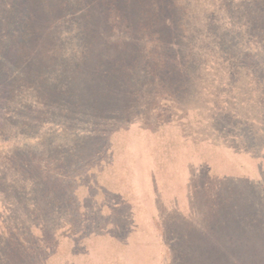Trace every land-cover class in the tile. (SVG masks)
<instances>
[{
    "label": "rangeland",
    "instance_id": "rangeland-1",
    "mask_svg": "<svg viewBox=\"0 0 264 264\" xmlns=\"http://www.w3.org/2000/svg\"><path fill=\"white\" fill-rule=\"evenodd\" d=\"M208 1L0 0L6 264L17 252L20 264H264V0H212L224 11ZM223 12L246 26V52L234 48ZM216 45L231 79L219 98L206 74L216 60L205 72L201 64ZM251 125L262 127L256 138ZM57 126L73 129L64 150L94 176L81 174L78 210L64 211L74 226L54 238L41 191L16 185L19 170L56 156ZM22 233L27 251L11 246Z\"/></svg>",
    "mask_w": 264,
    "mask_h": 264
},
{
    "label": "trees",
    "instance_id": "trees-1",
    "mask_svg": "<svg viewBox=\"0 0 264 264\" xmlns=\"http://www.w3.org/2000/svg\"><path fill=\"white\" fill-rule=\"evenodd\" d=\"M252 0H248V2H251ZM209 10L215 9V10H220V11H224L225 8L221 7L219 8V5L216 4L215 2L213 3L212 0L208 1ZM188 10H192V7H188ZM230 15L227 12H223L222 13V19L223 21L226 23L225 27L226 29H228L229 32H233L234 34H236L240 40H238L237 36H235L237 38V42H235L237 45L234 47L236 49L239 48V51L241 52H246V50L248 48L247 44H251V42H248V35L246 33V31L244 29L246 26L243 23H240L238 21V24L235 25L234 22H232L230 19ZM205 23H203L204 26ZM225 30V29H223ZM237 30H239V32H237ZM204 33L206 37H209L211 39H213L215 42V38L216 36L214 35L215 33L211 31V29H208L207 23H206V27L204 26ZM234 39V36H233ZM256 48L260 54V46L256 45ZM215 49V48H214ZM220 46L216 45V51L213 52V54L211 56H207L204 55V61H201V64H203V69L204 70V66H207V62H209L210 60H216V69L214 70V72H210V73H206L213 81H214V90L219 98V94H220V90H219V85L221 82H223V86H225L224 82H230L231 79H229L228 77H226V73L228 71L227 69V65L224 64L227 62L226 59H224L223 57H219V52H220ZM188 54L189 52H191V50L188 49ZM258 54V57H259ZM264 54V53H263ZM215 62L211 61V68L212 66H214ZM195 66H197V64H195ZM208 68V70L210 71L209 67H206V69ZM240 68V67H239ZM227 69V71H226ZM223 72L224 76H221L218 72ZM241 72L243 71L242 68H240ZM239 70V71H240ZM205 72V71H203ZM230 76V75H229ZM227 85V84H226ZM28 88H30L29 86H26L25 90H27ZM247 91H249L250 93L252 92V95L256 92V89L254 90L253 87H251L248 84V88ZM22 94V98L23 97H27L29 95V92L27 91H21ZM255 98V97H254ZM257 99L259 101V97L257 96ZM220 100V99H219ZM225 102V101H224ZM221 103V101H220ZM143 104V103H142ZM218 109L222 108L220 107H216ZM223 110H226V107L223 108ZM258 113H260L263 119H264V110L259 111ZM67 116V115H66ZM257 117V116H256ZM261 117H257V119H252L251 124L252 123H256L261 125ZM248 118V117H247ZM214 124V123H213ZM204 124H202L201 126H203ZM212 125V124H209ZM257 125H251L246 126L248 127V129L251 130V132L253 131L252 136L253 137H258L259 134H261L263 132V130L261 129L262 127ZM254 127V128H253ZM52 128L51 126H48V129ZM57 131L60 133V136L58 139L55 140V145L57 147V153L56 156H48L46 154V156L44 157L43 161H40V158H36L35 161V165L37 167H34L32 169L31 172H24L22 170H19L21 167H24L26 170L27 167V162H21L20 164H18V166H20V168H18V173L17 176H19V182L17 186V188L19 190H21L22 192L25 193H31L33 192V189L35 188V186L37 187V191H41V193L38 196V203L39 206L41 205V209L42 210H46L44 212H48L50 214V219H52L51 224H52V234H54V238L56 235V232H58V230H63L64 232V226H70L71 228H73L74 226V222L73 220L76 218V216L73 214V211H66L64 214L65 209H70V210H78L77 205L80 202L78 199V196L76 195L77 193H79V187L81 184V178H83V176L81 174H87V176H94L92 171H89L91 169V165L88 166L86 169L83 166L82 162L80 161V159L77 158V155L75 153H73V151H69L68 149L64 150V146H63V137L62 136H66V134H73V129H69L66 128L65 126H57L56 127ZM69 131V132H68ZM48 133V136H51L52 133L51 132H46ZM181 135L184 134L183 131H181L180 133ZM43 140H45L44 138H37L34 137L32 139H30L31 142L33 143H37V144H43L45 142H43ZM69 140V139H68ZM47 142V141H46ZM66 152H68L66 154ZM94 167V166H93ZM95 178V177H94ZM95 179L93 180V183L95 185ZM35 185V186H34ZM40 186V187H38ZM96 186V185H95ZM90 190V188H89ZM105 190L103 189V192ZM30 194V195H31ZM152 194V199L154 197V200L157 199L158 201V191L156 190L155 193ZM145 195H149V193L145 194ZM144 195V198H146V196ZM144 200V199H143ZM25 202H30L29 204V208L32 210V208H34L35 210L36 208V203L34 201H30L28 200V196H26L25 198ZM37 206V207H39ZM135 215V214H134ZM133 215V220L137 221V225H138V219ZM71 218V219H70ZM31 221V220H29ZM44 224H48L44 222ZM46 225V227H47ZM69 227V228H70ZM26 229V228H25ZM36 230H39L40 227L35 226ZM68 231L66 230L65 233H63L62 235H67ZM20 236V235H19ZM18 236V237H19ZM53 238V241L55 240ZM20 240V242H19ZM27 239L25 238V235L22 233V236H20L18 238V242L17 244L13 243L11 244L12 248L17 247V251H19L22 248H25V250H29L28 247H25ZM40 241V240H38ZM55 243V242H54ZM38 246H41V241L40 244L37 243ZM14 254H16L14 252ZM19 254L20 252H17V260H15V264H20L19 263ZM79 255H83L82 257L84 258H88L89 255V251L88 249L84 250V251H80ZM3 256L2 254H0V263L1 264H6V262H8V259L1 257ZM11 261H9L10 263ZM46 261H43V263Z\"/></svg>",
    "mask_w": 264,
    "mask_h": 264
}]
</instances>
